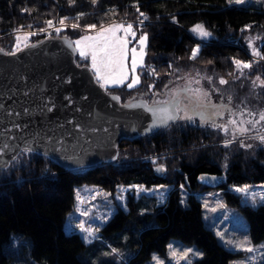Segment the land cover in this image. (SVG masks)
I'll use <instances>...</instances> for the list:
<instances>
[{"label": "trees", "instance_id": "1", "mask_svg": "<svg viewBox=\"0 0 264 264\" xmlns=\"http://www.w3.org/2000/svg\"><path fill=\"white\" fill-rule=\"evenodd\" d=\"M141 13L145 14L143 20ZM65 17L67 24L59 32L40 30L49 26L47 21L57 24ZM118 19L130 20L138 30L147 32V53L140 67V82L133 88L126 84L107 87L110 94L123 104L139 102L141 97L156 100L168 83L194 71L210 85L211 100L204 101L210 103L190 111L191 120L179 116L166 127L145 128L121 140L117 155L93 165L70 168L41 151L21 148L8 163L0 165V264H9L12 257V249L5 247L12 231L30 237L34 259L48 264H92L80 256L89 242L78 231L64 228L74 207L75 186L82 183L108 190L117 184L172 185L164 202L153 201L152 209L144 213L138 212L141 197L129 190L125 200L128 208L118 205L101 225L100 235H109L123 230L125 222L134 217L135 230H129L134 253L127 264H138L152 250L163 252L172 236L201 247L203 255L194 264H228L234 252L204 224L200 201L193 192L196 187L222 189L227 202L246 217L251 238H264V203H246L241 194L229 188L230 184L264 183V143L238 140L244 137L238 131L242 119L264 113V5L226 0H75L71 4L69 0H0V50H16L17 30L34 33L30 35L34 43L47 36L71 38L89 25ZM197 25L210 35L198 36L193 31ZM249 35L257 37L259 55L249 53L245 41ZM197 47L198 55L190 59ZM75 56L78 63L85 64L76 52ZM234 61L251 67L238 69ZM221 79L227 83L221 84ZM233 120L235 124L230 123ZM249 128L246 134L251 141L256 130L254 125ZM230 136L237 139L226 141ZM200 173H223L224 179L210 183L203 178L202 182ZM180 185L189 190L187 206L179 202ZM142 217L153 221L137 227Z\"/></svg>", "mask_w": 264, "mask_h": 264}, {"label": "rangeland", "instance_id": "2", "mask_svg": "<svg viewBox=\"0 0 264 264\" xmlns=\"http://www.w3.org/2000/svg\"><path fill=\"white\" fill-rule=\"evenodd\" d=\"M230 3L229 0H226ZM255 3L264 5V0H244L243 3H236L232 0L231 3L235 4H248ZM67 23L64 21L63 24L60 22L47 26L46 32H51L62 28ZM117 25L122 27L116 28ZM128 25L132 26L131 32L126 33L124 31ZM115 29V38L122 41H127L126 55L124 57V66L127 71L128 79L123 84L128 85L132 83L133 76L139 77L140 80V67L145 63L147 53V40L143 46V52L141 53V45L139 43L142 36H147L145 30H138L136 25L130 20H112L101 25H97L94 28L86 27L81 33L69 38L62 36L64 43L73 47L75 52L78 54V59L84 60L95 75V70L92 68V57L91 52L88 55L81 57L80 48L77 47L76 41L81 40L83 37L92 36L95 37L102 29ZM134 33V35L132 34ZM198 36L199 33L196 32ZM109 37L112 33H106ZM17 37L20 39L18 40ZM201 37V36H200ZM246 44L249 48L251 55H257L259 50L257 45L259 43L257 37L248 36L246 38ZM90 43L89 41H83L80 47ZM33 43L30 40V30H17L15 32V49L26 48ZM133 49L136 50V58L139 61L141 56L143 63H138L136 66L135 73L132 70V57ZM87 51V49H86ZM96 77V75H95ZM97 79V78H96ZM103 83L102 81L99 82ZM115 84H105L104 87L114 86ZM119 85V84H118ZM181 86H188L190 91L189 94L194 97V103H196V110L200 109L199 106L204 104V101L211 100L212 89L207 83L206 79L202 75L189 71L179 79L171 81L165 87L164 92L157 96V101L168 100L175 90ZM200 90L199 98L193 95L195 90ZM207 93V96L203 95ZM116 97V96H113ZM182 102L181 107L176 108L179 116L186 115V104ZM188 103V102H187ZM200 104V105H199ZM125 105H139L137 100L130 101ZM168 112V108H165ZM250 119V118H249ZM246 121H250L247 123ZM242 128L248 129L243 132L244 137L238 140L246 142L248 144H263L259 137L264 136V121L260 120V113L251 118L250 120L242 119ZM249 125H254L256 130L252 140L248 139L246 133H250ZM239 145H242L238 142ZM206 180V179H205ZM202 180V182H205ZM172 187L171 184H153L151 186H145L143 184H117L113 190L105 189L99 185L82 183L75 186V202L73 209L67 214L65 219L64 228L66 231L76 230L78 231L85 241L89 242L84 251L80 254L84 261L92 264H127L129 258L134 253L132 246L135 244L130 240L131 231L135 230L133 225V216L125 222L123 230L117 229L114 233L109 235H100L101 225L110 217L116 207L119 205L124 209H127L125 203L127 192L132 190L134 196H140L138 202V212L144 213L149 212L152 209L153 201L157 204L164 202L167 191ZM229 188L241 194L242 201L256 205L258 203H264V183H241V184H230ZM237 189H244V191H238ZM195 196L200 201L201 216L204 224L211 228L218 241L227 249L234 252L229 258L228 264H260L264 259V238L259 240H253L248 230V224L246 217L242 211L227 202L224 191L215 186L196 187L193 189ZM189 190L185 185L179 186V202L182 205L187 206ZM153 196V197H149ZM153 220L151 217H142L141 221L137 223V227L149 224ZM84 229L90 230L84 231ZM30 237L20 231H12L9 239L5 243V247L12 249V257L9 264H48L44 260L34 259L30 255ZM191 249L192 252H188ZM251 249V251H249ZM115 250V251H113ZM188 253L185 256V253ZM203 255V250L195 242L184 241L177 236H172L168 239L164 251L152 250L150 256L145 258L138 264H194L195 259L200 258Z\"/></svg>", "mask_w": 264, "mask_h": 264}, {"label": "water", "instance_id": "3", "mask_svg": "<svg viewBox=\"0 0 264 264\" xmlns=\"http://www.w3.org/2000/svg\"><path fill=\"white\" fill-rule=\"evenodd\" d=\"M113 96L61 36L19 51L0 50V148L8 145L0 151V165L24 147L70 168L117 155L121 140L149 128L157 117ZM166 105L172 107L162 100L154 107Z\"/></svg>", "mask_w": 264, "mask_h": 264}, {"label": "snow or ice", "instance_id": "4", "mask_svg": "<svg viewBox=\"0 0 264 264\" xmlns=\"http://www.w3.org/2000/svg\"><path fill=\"white\" fill-rule=\"evenodd\" d=\"M75 0H69V3H74ZM93 3L96 2V0H92ZM229 2L231 3L232 0H229ZM236 3H243L244 0H235ZM23 11H26V9H24ZM79 15H84L83 13L79 14ZM144 14L141 13V16H143ZM67 19V17L63 18L60 23L63 24L64 20ZM77 19H79V16H77ZM47 24L49 26L52 25V21L49 20L47 21ZM78 25H73V27H76ZM89 28H94L95 25H89ZM122 27L121 25H117L116 28H120ZM132 29L131 25H128L127 28L124 29V31L126 33H130ZM57 32L60 31V29H56ZM194 32H198L199 35L201 37H208L210 35L209 32H207L206 30H204L202 25H197L195 26V28L193 29ZM112 33V36L109 37L108 35H106V33ZM134 35V33H132ZM30 35H34V33H30ZM17 39L19 40L20 38L17 37ZM147 40L146 36H142L140 38V45H141V53L143 52V46L145 44ZM83 41H89L90 43L84 45V47H80ZM77 47L80 48V56L84 57L86 55H88V52H91V57H92V68L95 70V75L97 78L98 82H103L101 83V87H104L105 84H123L124 81L126 79H128V75H127V71L125 69L124 66V57L126 55V45H127V41H122L119 40L118 38H115V29L113 28H109V29H102V31L100 33H98L95 37L92 36H86L83 37L81 40H77L76 42ZM87 49V51H86ZM17 50L19 51V48H17ZM133 57H132V70L133 73H135L136 70V66L138 63L142 64L143 63V59L142 56L140 58V60L138 61L136 58V50L133 49ZM199 53V47L197 48H193L192 49V54L190 56V59H195L196 56ZM257 55H259L257 53ZM211 63V62H209ZM234 63L236 64L237 68L240 69L242 68H250L251 64L249 63H243L241 61H234ZM210 79V78H209ZM259 79V78H257ZM139 77L133 76L132 79V83H129L127 85L128 88H133L135 87L138 83H139ZM221 84H225L227 83V81H225L224 79L220 80ZM261 86H264V81H261ZM167 87V86H166ZM183 91L188 92L190 91L189 89L185 88ZM175 95V93H174ZM193 95L197 96V98H199L200 95V90L197 89L193 92ZM203 95L207 96V93H204ZM113 99H119V97H113ZM128 107H133L135 105H127ZM146 107V106H145ZM150 111H152V109H149ZM27 111V110H25ZM49 111H51V109H49ZM160 111L164 112L165 115L161 118H159L158 120L154 121L153 125L150 126L149 129H146V131L151 130V128H155L157 126H164L166 127L168 124L169 120H175L177 119V117L175 115H169L167 114V110L166 109H161ZM9 115H11V112H8ZM155 114V113H154ZM182 119H188L191 120L192 116H188L186 115L185 117H180ZM260 120L264 121V113L260 114ZM230 123L235 124L236 121H230ZM18 127V125H17ZM248 129L246 128H240L238 129V131L240 133L246 132ZM225 131H227V128L225 127ZM262 141H264V136L259 137ZM248 147H251L250 145ZM8 148V145L5 144L3 145V148H0V151H3V149ZM28 151H32L31 148L27 149ZM158 170H162V169H158ZM238 191H244V189H237ZM84 231H89V235H91L90 230L84 229ZM85 239H87V237H85ZM115 251V250H113ZM249 251H251V249H249ZM188 252H192L191 249L188 250ZM187 252L184 254L185 256H187Z\"/></svg>", "mask_w": 264, "mask_h": 264}, {"label": "flooded vegetation", "instance_id": "5", "mask_svg": "<svg viewBox=\"0 0 264 264\" xmlns=\"http://www.w3.org/2000/svg\"><path fill=\"white\" fill-rule=\"evenodd\" d=\"M185 88L188 89V86H181L175 90V95H173L166 101H169L171 103L172 107L169 105L163 106V107H154V104L156 103L155 100H149L146 99L145 97H141L139 100V105L146 108V109H152V112L155 113L157 120L165 115L164 112L160 111L161 109L168 108L169 112L167 111V114L172 115V111L176 110V108L181 107L182 102L183 104H186V113L187 115L190 113V111L196 110V103H194V97L189 94V92L183 91ZM188 102V103H187ZM210 102H206L202 105H205ZM200 105V104H199ZM201 105V106H202ZM146 106V107H145ZM186 116V115H185ZM176 117H179V113H177ZM237 138L230 136L225 138L226 141H235ZM215 177H214V176ZM205 178L208 182L210 183H219L221 180L224 179V174L223 173H216V174H210V173H200V180Z\"/></svg>", "mask_w": 264, "mask_h": 264}, {"label": "built area", "instance_id": "6", "mask_svg": "<svg viewBox=\"0 0 264 264\" xmlns=\"http://www.w3.org/2000/svg\"><path fill=\"white\" fill-rule=\"evenodd\" d=\"M144 18H145V14H144L143 16H141V18H140V19H141V20H143Z\"/></svg>", "mask_w": 264, "mask_h": 264}]
</instances>
